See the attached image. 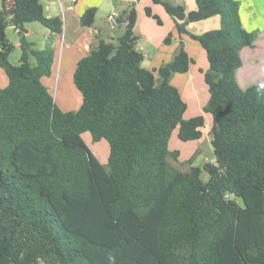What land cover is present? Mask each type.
I'll list each match as a JSON object with an SVG mask.
<instances>
[{"label": "trees", "instance_id": "16d2710c", "mask_svg": "<svg viewBox=\"0 0 264 264\" xmlns=\"http://www.w3.org/2000/svg\"><path fill=\"white\" fill-rule=\"evenodd\" d=\"M152 1L206 52L203 111L214 126L215 162L171 166L169 157L180 156L169 149L173 132L197 140L206 125L203 114L185 116L187 102L172 83L194 60L181 39L172 60L143 67L135 2L119 16L118 44L100 40L78 60L73 81L82 103L64 111L42 81L52 73L53 47L29 50L25 26L39 21L54 39L61 17L46 16L40 0H2L0 68L8 84L0 87V264H264V84L243 88L237 76L241 51L255 48L256 36L243 26L238 0H195L190 11ZM96 11L87 9L82 24H93ZM214 15L217 29L187 27ZM9 26L20 34V64L9 59ZM85 132L108 141L109 170Z\"/></svg>", "mask_w": 264, "mask_h": 264}, {"label": "crops", "instance_id": "0c3cea01", "mask_svg": "<svg viewBox=\"0 0 264 264\" xmlns=\"http://www.w3.org/2000/svg\"><path fill=\"white\" fill-rule=\"evenodd\" d=\"M170 1L174 4H181L185 6L187 11L194 10L197 7L195 0ZM40 2L44 7V12L46 16H60L63 21L62 32L60 34L55 35L56 37L54 38L53 42L54 61L52 65V73L50 76H43L42 78L46 86V79L52 77L54 73L57 74L58 71L61 76L62 73H64L63 77L68 80L71 79L72 81L78 60H80V58H82L83 56L89 54L90 51L99 44L100 40H105L107 42L111 41L115 44H118L119 37L122 36L125 32V22H119V24L115 28H112L107 21L108 16L114 12L121 14L123 11L127 10L130 5L134 2L136 3L137 7V23L134 29L135 35L137 37L136 48L144 54V59L141 62L143 67L151 70L158 69L165 62H169L170 60H172L175 53L179 49L181 39L184 40L185 47L188 50L190 56L193 58L194 63L191 65L188 72L180 74L188 76V80H190V75H193V68L198 65V60L200 58H205L204 54H206V52L202 48V46L197 45V41L193 40L187 34H183L182 36H180L176 28L175 20L166 12L165 9H163L164 7L161 4H156L152 0H40ZM91 7L97 8L94 22L91 25H83L81 22L82 15L87 9ZM146 7H150L152 12L161 18L162 24H159L157 20L152 16L147 15L145 11ZM204 20L210 21H208L209 23H202L201 21ZM204 20L191 22L188 24L187 27L193 33L200 34L204 31L217 29L221 26V18L219 15H214ZM34 22L39 21H31L26 23L25 25L27 29L26 39L30 43L29 50L40 51L42 49L36 48L34 41L28 40V37L31 35L32 32H34V29L30 27L29 24H32ZM198 24L201 25V27L200 30L197 31L201 32L195 31L196 26H198ZM107 26L110 27L109 30L120 29V32L117 35L109 34ZM146 32L151 33L147 34ZM45 33L47 37H49L51 31L48 29L47 31H45ZM168 33L173 34V39L170 44L161 45L160 43H158L157 46L159 48L155 50L152 46H146L145 44H143V41L145 40L153 44V40L156 38L159 42V40H162L163 37L166 36ZM32 58H34L33 63H31ZM29 62L31 65L37 64V59L32 52L29 53ZM208 68L209 64L207 66L204 65L203 67H200V72L202 73L203 78L204 72ZM155 74L158 75L157 71H155ZM178 74L179 73H175V77L173 76V84ZM7 84L8 78L4 70L0 68V87H5ZM177 87L179 88V86ZM202 103H204V105L206 103L200 102L199 105L203 109L204 105H202ZM61 109L67 111V109L63 107H61ZM77 109L78 108H75L74 110Z\"/></svg>", "mask_w": 264, "mask_h": 264}, {"label": "rangeland", "instance_id": "374dc122", "mask_svg": "<svg viewBox=\"0 0 264 264\" xmlns=\"http://www.w3.org/2000/svg\"><path fill=\"white\" fill-rule=\"evenodd\" d=\"M1 6L2 0H0V8ZM239 14L243 26L248 31L253 32L256 36L255 48L244 47V49H242L243 66L237 72L241 86L246 88L252 84H264V0H240ZM208 21L210 20H204L201 22L209 23ZM29 26L34 29V32L31 33L28 40L34 41L35 46L38 49H44L47 46L52 45L54 51V39H50V35L47 37L45 33L48 28L40 22H34L29 24ZM200 27L201 25L198 24L195 31L201 32L197 31L200 30ZM109 28L110 27L107 26L109 34L117 35L120 32V29L109 30ZM146 33L148 34L151 32ZM7 36L14 44V49L11 51L9 59L13 64H19L22 55L20 34L14 27H9L7 30ZM55 37L56 36H54V38ZM165 37L166 36H164L162 40L160 39L159 42L157 41V38L154 39L153 44L145 40L143 41V44L146 46L150 45L155 50L159 48L157 46L158 43L161 45L165 44ZM196 43L197 45H201L198 41ZM204 55L205 58H200L198 60V65L193 68V75H190V80H188V76H184V74L179 73L174 81V84L179 86L183 99L187 102L188 107L185 113L186 117L203 114L206 118L204 133L200 139L182 141L178 138L177 130H175L169 140V149L180 151L179 159L174 160L172 157H169V162L173 168L181 171L189 170L191 165L203 167L204 163L208 161L215 162V155L212 146L214 126L211 117L207 115L199 105L200 102L206 103L209 95L208 87L205 84L202 73L200 72V67L208 65L206 54ZM33 62L34 58L31 60V63ZM63 76L64 73H62L61 76L58 71L57 74L54 73L52 77L47 78L46 83L48 89L53 94L55 101L60 107L67 109V111H73L75 108L79 109L82 103L81 93L76 87L73 79L71 81V79L68 80ZM202 105H204V103H202ZM82 138L90 150L95 154V156H97L98 160L102 162L104 168L109 170L108 157L110 153V146L108 141L106 139L95 141L93 140L90 132L83 133ZM201 177L203 180H208L209 174L206 171H203Z\"/></svg>", "mask_w": 264, "mask_h": 264}, {"label": "built area", "instance_id": "2783aa9c", "mask_svg": "<svg viewBox=\"0 0 264 264\" xmlns=\"http://www.w3.org/2000/svg\"><path fill=\"white\" fill-rule=\"evenodd\" d=\"M119 16H120V14L117 12L111 13L108 16L107 21L112 28H115L119 24Z\"/></svg>", "mask_w": 264, "mask_h": 264}]
</instances>
